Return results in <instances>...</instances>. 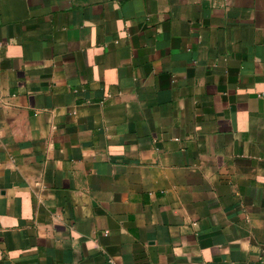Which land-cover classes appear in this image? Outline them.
Listing matches in <instances>:
<instances>
[{
  "label": "crops",
  "instance_id": "obj_1",
  "mask_svg": "<svg viewBox=\"0 0 264 264\" xmlns=\"http://www.w3.org/2000/svg\"><path fill=\"white\" fill-rule=\"evenodd\" d=\"M0 264H264V0H0Z\"/></svg>",
  "mask_w": 264,
  "mask_h": 264
}]
</instances>
